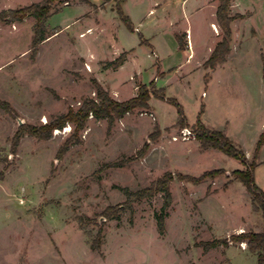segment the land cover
Masks as SVG:
<instances>
[{"label":"rangeland","instance_id":"1","mask_svg":"<svg viewBox=\"0 0 264 264\" xmlns=\"http://www.w3.org/2000/svg\"><path fill=\"white\" fill-rule=\"evenodd\" d=\"M4 1L0 12L6 11ZM42 1L10 0L6 6L19 9ZM214 1L218 4L126 0L121 7L133 32L120 20L114 2H55L47 21L50 37L34 59V20L0 23V101L15 111L12 117L0 108V264H257L246 243L207 251L202 246L264 230V217L252 212L249 194L230 175L243 169L241 163L217 150L202 151L192 133L203 108L202 123L225 131L251 160L264 132V43L254 39L251 27L256 22L248 18L257 8L263 35L264 0H234L237 7L230 8V14L242 18L231 25L224 69L212 77L204 64L191 71L193 65L185 61L187 34H178L187 49L176 48L173 32L187 24L198 57L207 52L214 34L221 40L219 27L210 26L208 3ZM139 36L155 51L141 45ZM129 50L121 70L104 69ZM93 79L117 102L134 98L138 86L154 81L182 106L187 127L177 125L175 106L151 98L148 110L126 114L110 130L105 120L90 116L79 142L60 156L59 149L73 132L71 124L54 130L48 140L25 134L11 154L18 121L39 127L69 109L76 111L83 100L96 99ZM145 144L149 149L142 158L125 161ZM121 161L125 163L120 167L106 166ZM257 163L255 183L264 192V145ZM216 169L225 174L199 183L177 179L178 174L199 177ZM165 173L174 180L160 235L155 215L161 212L163 197L158 194L126 210L119 188L136 191ZM108 207L120 211L107 220L101 214ZM98 235L101 244L94 252L91 242Z\"/></svg>","mask_w":264,"mask_h":264},{"label":"trees","instance_id":"2","mask_svg":"<svg viewBox=\"0 0 264 264\" xmlns=\"http://www.w3.org/2000/svg\"><path fill=\"white\" fill-rule=\"evenodd\" d=\"M69 0H43L41 3H34L29 6H25L19 9H10L0 12V23H14L23 22L27 18H32L34 24L32 26V41L30 47V57L34 59L39 46L50 37L47 28V21L50 16L51 6L55 2H68ZM218 5L215 12L216 23L221 31V40L215 45L208 60L204 63V66L210 70H215L217 67L225 63L226 56L229 53V44L232 39L231 23L236 19H241L242 15L230 14L231 0H217ZM111 2L115 3L114 10L119 16L122 23L126 28L133 32L134 28L129 17L123 12L121 5L126 0H102V6ZM141 45H145L151 48L147 43V40L143 36H139ZM178 43V50L185 51L187 49V43L179 36H176ZM126 59V53H122L117 59L112 62H108L104 69L117 70L120 68ZM264 72V57L261 56ZM264 81V76H263ZM92 84L95 89L96 99H85L82 101L80 107L73 111L69 109L66 114L60 115L44 125L39 127L22 124L18 127L17 131L12 137L11 154L15 155L21 137L25 134L34 137L37 140H48L51 138L54 130H61L66 127L67 124L73 126V132L70 137L64 142L59 149L58 156L62 155L67 147L72 143H78V134L84 130L87 119L92 116L98 120H105L108 130H110L115 121L121 119L126 114L133 113L136 110H148L149 100L151 98L158 99L163 102H167L175 106L178 113L177 125L183 128L187 127L186 117L182 106L176 99L167 97L163 88H157L155 82H151L149 85L138 86L137 95L124 102H117L113 100L109 93L104 90L96 80H92ZM0 108H3L12 117H15V111L6 102L0 101ZM201 108L197 120L192 127V133L195 139L199 143V147L202 151L217 150L239 161L243 167L242 170H235L231 172V176L237 182H239L246 192L250 196L251 210L254 214H261L264 217V192L255 183V170L258 166L257 158L260 150L264 145V132L260 135L257 141L253 156L251 160H248L244 152L237 147L232 140L225 134V131H219L206 127L201 121ZM157 137L152 135L150 138L154 140ZM150 139V140H151ZM149 146L145 144L141 150L137 152V155L133 158H128L125 161H131L133 159L142 158L148 151ZM125 162H116L108 164L106 166L120 167ZM222 174H225L223 169H216L203 173L199 177H193L189 175H177L179 181H188L191 183H199L207 178L214 179ZM174 180V177L170 173H165L162 177L152 182L149 186L132 191L128 188H119V190L125 196V202L123 204L124 209L132 210L133 205L140 203L144 199H150L160 194L163 197V206L161 212L155 215L156 226L158 233L163 235L165 230V210L170 206L172 198L170 192V184ZM120 211L119 207H108L101 215L105 219H112ZM102 218V219H104ZM96 225L98 223L93 221ZM246 243L247 250L257 256V264H264V230L261 233H241L238 235H232L228 239L213 240L202 244L204 250L217 248L223 246L228 247L229 244ZM99 235L91 242V250L98 251L100 247Z\"/></svg>","mask_w":264,"mask_h":264},{"label":"crops","instance_id":"3","mask_svg":"<svg viewBox=\"0 0 264 264\" xmlns=\"http://www.w3.org/2000/svg\"><path fill=\"white\" fill-rule=\"evenodd\" d=\"M8 1H10V0H5L4 1V3L2 4V7H3V10H10V9H14L13 7H8V5L6 6V3L8 2ZM233 1V3H232V6H231V8H233V7H237L236 6V3H235V1L234 0H232ZM37 3H39V2H37ZM32 4H34V3H32ZM29 5H31V4H29ZM29 5H26V6H29ZM208 5H210L211 6V15H212V21L210 22V26H215V27H218V25H217V23H216V18H215V12H216V8H217V2L216 1H214V2H212V3H208ZM23 6V5H22ZM25 6V5H24ZM257 17V8H255V9H253V11H249V16H248V18L250 19V20H254L256 23H255V25L254 26H252L251 27V31H253V33H254V39L255 40H261V41H263V43H264V34L262 35L261 33H260V30H261V28H260V24L258 23L259 21L257 20L258 18H256ZM247 18V19H248ZM26 20V19H25ZM24 20V21H25ZM257 20V21H256ZM236 22V20H234V21H232V23H231V25L233 24V23H235ZM20 23H22V22H20ZM259 24V25H258ZM263 24V23H262ZM136 31H137V28L135 29ZM214 32V31H213ZM173 33H175V39H176V36L179 34V33H181V34H187L188 35V43H189V46H188V50L186 51V53H185V55H186V60L185 61H188L189 60V65H193V67L194 68H192L191 67V71H193L197 66H199V64H204L207 60H208V58H209V56H210V54L212 53V51H213V49H214V47H215V45L220 41V39H219V37L218 36H216V34H214V39H213V41H212V44H210V45H207V52L205 53V54H202V56H199L198 57V55H197V52H196V49H195V45H194V43H192V28H191V26L189 27V24H187L186 25V27H184V29H178V30H176L175 32H173ZM190 40V41H189ZM148 41V40H147ZM150 45V47H151V49L152 50H154L155 51V47L154 46H152L151 44H149ZM176 48L178 49V46H176ZM175 48V49H176ZM131 51L132 50H129V51H123L122 53H126V59H125V62L123 63V65L120 67V68H118L117 70H112L113 72H116V71H118V70H121L124 66H125V64L128 62V60H129V57H130V53H131ZM156 54V53H155ZM262 55H263V57H264V53H262ZM156 56H157V54H156ZM158 57V56H157ZM202 62V63H201ZM226 63H227V61L224 63V64H222V65H220L219 67H217L215 70H212L211 71V74H210V77H212L213 75H215L217 72H219V70L220 69H224V66L226 65ZM161 66H162V64H161ZM163 69V68H162ZM117 73V72H116Z\"/></svg>","mask_w":264,"mask_h":264},{"label":"water","instance_id":"4","mask_svg":"<svg viewBox=\"0 0 264 264\" xmlns=\"http://www.w3.org/2000/svg\"><path fill=\"white\" fill-rule=\"evenodd\" d=\"M23 123L21 122V121H18V125L20 126V125H22Z\"/></svg>","mask_w":264,"mask_h":264},{"label":"bare ground","instance_id":"5","mask_svg":"<svg viewBox=\"0 0 264 264\" xmlns=\"http://www.w3.org/2000/svg\"><path fill=\"white\" fill-rule=\"evenodd\" d=\"M213 28H214V26H213Z\"/></svg>","mask_w":264,"mask_h":264}]
</instances>
